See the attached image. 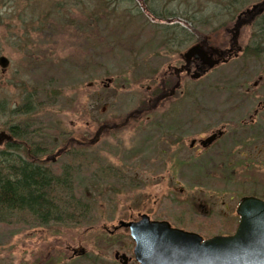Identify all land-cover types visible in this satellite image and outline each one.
I'll return each mask as SVG.
<instances>
[{
    "label": "rangeland",
    "instance_id": "obj_1",
    "mask_svg": "<svg viewBox=\"0 0 264 264\" xmlns=\"http://www.w3.org/2000/svg\"><path fill=\"white\" fill-rule=\"evenodd\" d=\"M229 1L0 0V56L8 60V66L0 68V103L5 107L0 113V131H7V126L16 123V118H8L9 109L23 105L28 98L34 112L27 117L21 114L17 119L21 118V125L30 123L33 127L29 130L35 133L30 140L21 141L25 149L21 154L30 156L29 152L38 144L48 146L51 151L42 152L38 159L49 161L47 163L58 171L62 166L72 165L80 183L86 185L89 174L100 170L104 173L108 166L122 169L126 179L116 185L110 179L107 186L111 185L112 194L107 197L92 192L95 201L92 218L96 219L92 223L41 226L31 218H14L10 224H0V264H99L96 256L113 260L114 251L130 256L133 243L128 232L119 230L110 235L103 228L137 214L167 220L204 239L232 233H227L225 222L232 218L238 222L237 203L243 195L251 194H241L235 187L222 192L219 188L193 184L192 181L202 175L191 170L181 182L175 179L174 166L192 160L187 144L178 157H163L164 161L147 151L156 120L159 118V124L167 126L166 123L177 118L179 113L177 107L170 105L169 114L168 110L160 117L158 111L148 114L152 75L162 73L188 47L186 44L183 48L184 44L178 42L181 25L192 31L196 27L202 36L221 46L228 38L225 30L232 26L238 12L258 0H231L237 2L236 5ZM165 23L170 24L164 27ZM139 32L143 34L135 40ZM242 33V44H248L252 28ZM110 40L114 42L109 43ZM104 41L106 45L122 49L142 43L149 50L145 54L144 49L141 50V59L135 61L134 54L129 62L121 64L118 57L110 59L104 53L101 56L102 49L89 50L90 45L95 49ZM236 71L237 61H234L225 70L224 67L217 69L209 79L197 84L204 88L220 75V86L226 87L225 78L239 80L244 76H236ZM252 74L255 77L251 82L258 73ZM108 79L112 80L108 82ZM263 99L264 96L259 100ZM141 100L142 107H138ZM255 104L253 102V106ZM130 111L127 125L113 129L114 123H118L113 120L120 121L123 117L125 120ZM236 114L234 111L232 117ZM105 120L112 121L107 122L110 123L109 131L106 124L102 125ZM209 129L204 128L203 132ZM225 129L229 130V126ZM84 133L88 135L85 145L89 143L90 146L84 148L68 141L72 137L81 142ZM252 144L247 147L237 144L234 154L215 159L220 160L215 164H220L225 175H231L230 170L235 173L236 183L242 181L250 186L253 181L257 182L255 197L264 200L263 192L258 190L264 187V165L260 166L264 162V143L253 141ZM63 146L71 149L68 153L81 152L79 157L71 160L68 153L54 157L56 150ZM156 147L166 149L167 146L159 142ZM211 160L204 162L212 172L214 162ZM246 160L254 162V168L251 162L242 164ZM163 164L170 174L164 177L149 175ZM246 165L249 168L243 170ZM205 214L208 218L202 222L200 216ZM77 248L84 249L86 254L74 261L77 257L70 251Z\"/></svg>",
    "mask_w": 264,
    "mask_h": 264
},
{
    "label": "flooded vegetation",
    "instance_id": "obj_2",
    "mask_svg": "<svg viewBox=\"0 0 264 264\" xmlns=\"http://www.w3.org/2000/svg\"><path fill=\"white\" fill-rule=\"evenodd\" d=\"M229 3L233 4L234 1L230 0ZM169 24L165 23L164 27ZM180 28H182L179 30L181 38L178 42L184 44L182 45L183 48H185L186 44H188V47L179 53L178 59L168 64L162 73L157 75L152 73L154 80L149 89L150 98L148 99L149 105L147 106L149 115L158 111L160 117V115H163L170 108V105L177 107L179 113L177 118L166 123L167 126L163 123L159 124V118L156 120V126L152 127L151 135L148 139L147 151L149 154H154L156 158L164 161L163 157L172 156L173 159L178 157L183 153V146L187 144L188 151L192 153L190 157L192 160L179 162L173 169V176L181 182L184 180L182 177L188 170L199 175L209 171L208 165L204 162L205 160L212 159L211 161H213L217 158H225V156L234 154L233 149L239 144L240 139L253 135V130L264 117V99L259 100L264 96V0H258L250 7L238 12L232 26L225 30L228 38L222 41L224 45L216 46L210 38L202 36L196 27L193 31L186 28L185 25H181ZM246 28H252L253 33L250 36L249 43L243 45L242 32ZM201 36L204 38H201ZM194 47H198L205 54L206 61H216L217 64L209 68L208 64L205 61L203 62L202 59L195 56L187 57L188 51ZM234 61H237L236 76L237 74L244 75L239 80H236V87L233 86L234 79L229 77L227 78L226 87L220 86L222 82L220 75L218 76L219 79L217 77L214 80L213 84L207 85L204 88L197 84L202 79H209L215 70L222 67L225 70ZM255 72L258 75L251 82L255 77V74L252 73ZM111 80L108 79L107 81L110 82ZM142 101L139 102L138 107H142ZM170 102L175 103L170 104ZM253 102H256L254 106ZM234 111H237V114L232 117ZM169 113L170 111L168 110L167 114ZM130 114L131 111L127 114L129 116L126 115L127 118L125 120L124 117L120 121H117L119 119L113 120V122H118L114 123L113 129H120L122 124L126 126ZM107 122L112 121L105 120L102 125L106 124V129L108 128L107 131H109L110 123ZM227 126H229V130L225 129ZM204 128L210 129L205 133L203 132ZM86 135V133L82 134L81 142L72 137L68 141H71L72 145V142H74L75 145L80 144L86 148L90 146L89 143L85 145V142L88 141L85 139ZM159 142L165 144L167 146L166 149H157L156 146ZM64 148L66 151L61 147L56 150L53 156L57 158L63 153L67 154L71 150L68 149V146ZM80 153L79 151H71L68 154L72 156L71 159H75L79 157ZM164 169L163 164L162 168L159 169L157 167L149 175L164 177L170 174L167 173V169ZM88 183L89 181L87 180ZM147 216L151 221H164L175 229L197 234L180 226H174L167 220L151 219L149 214ZM200 217L203 222L207 220L208 215L205 214ZM138 219L139 214L135 217L130 216L128 220L123 221L136 222ZM95 220L92 218V222ZM121 220H118L116 224ZM114 226L110 228L104 227L103 229L110 235L119 230L125 231V228L114 229ZM215 236L221 235H213L207 239ZM80 250L77 248L70 251L74 257H77L74 261L86 254V251ZM120 254L126 256V264H131L132 262L137 264L134 261L133 254L127 256L126 253H119V251L113 252V260L108 261L99 256H96V260L99 261V264H123L125 260L121 259ZM51 260L52 258H50V262Z\"/></svg>",
    "mask_w": 264,
    "mask_h": 264
},
{
    "label": "trees",
    "instance_id": "obj_3",
    "mask_svg": "<svg viewBox=\"0 0 264 264\" xmlns=\"http://www.w3.org/2000/svg\"><path fill=\"white\" fill-rule=\"evenodd\" d=\"M88 19L90 20V17ZM169 19H173V17H169ZM169 19L165 18L167 22L171 21ZM78 28L83 29L80 26ZM142 34L143 32L137 33L135 40L140 39ZM113 42L114 40L109 41V43ZM141 44H133V46L130 45L126 49H122L116 45L112 47L108 44L106 45V41H104L103 44L97 46L95 49L94 45H90L89 50L102 49L100 51L101 56L104 53L110 59L118 57V62L122 64L123 62H129L134 54H136V57L133 58L134 60L142 58L141 50L144 49L143 53L145 54L149 48L143 47ZM107 46L108 48H105ZM116 49L117 51H115ZM124 49L125 51L122 52ZM93 70L95 71V68ZM104 70L107 71L106 68ZM223 82L224 86H226L227 79L225 78ZM233 83V86L236 87V80ZM4 108V103L1 102L0 113L5 111ZM31 112H34V110L28 98L25 99L23 105H17L8 111V118L11 120L16 118L14 119L16 123L7 126V132L11 135V138L0 147V224H10L14 218H23V220L31 218L32 222L41 226L49 224L75 226L92 223L91 220L95 211V201L92 192L95 191L101 197L102 195L106 197L111 195L112 191L110 192L109 189L111 185L107 186V183H110V179L113 185L123 183L126 180L124 171L122 169L119 171L116 167L108 166L104 173L100 170L99 172L89 174L87 176L89 183L86 185L84 182L80 183L77 171L74 172L72 165L71 167L70 165L62 166L58 171L54 170L47 163L49 161L38 159V156L40 157L49 150L48 146H39L38 144L36 148L29 152L31 155L25 157L21 154L22 150H25L24 147L22 148L21 141L30 140L35 131L29 130L33 126L30 123L28 124V122H24L21 125V118L17 119V117H21V114L22 116H26L27 114H31ZM253 131V135L240 139V146H253V141H262L264 143V117ZM36 135L38 134L36 133ZM219 161L213 160L214 166L212 172L209 170L203 173L201 177L193 180L192 183L196 185L200 184L202 187L205 186L210 189L219 188L227 192L238 188L241 190V194L256 196L257 192L255 190L257 189L255 188L257 187V182L253 181V184L250 186H245L242 181L236 183L235 173L232 174L231 170V175L222 173L220 164H215ZM249 162L251 161H242V164ZM253 163L251 162V168H254L255 163ZM262 165H264V162L260 163V166ZM248 168L249 165H246L242 169ZM258 190H261L264 194V187ZM262 196L264 197V195ZM225 224L226 228L229 227L228 232H232L237 225L233 219L226 221Z\"/></svg>",
    "mask_w": 264,
    "mask_h": 264
},
{
    "label": "water",
    "instance_id": "obj_4",
    "mask_svg": "<svg viewBox=\"0 0 264 264\" xmlns=\"http://www.w3.org/2000/svg\"><path fill=\"white\" fill-rule=\"evenodd\" d=\"M186 56L202 59L209 68L217 64L206 61L198 47L191 48ZM7 66V58L0 56V68ZM10 138L8 132L0 131V147ZM236 213L239 222L232 235L207 240L195 233L171 228L167 222L150 221L146 214L140 215L136 222L119 221L114 229L129 230L138 264H264V200L243 197ZM121 259L125 260L126 256L121 255Z\"/></svg>",
    "mask_w": 264,
    "mask_h": 264
},
{
    "label": "bare ground",
    "instance_id": "obj_5",
    "mask_svg": "<svg viewBox=\"0 0 264 264\" xmlns=\"http://www.w3.org/2000/svg\"><path fill=\"white\" fill-rule=\"evenodd\" d=\"M212 189H213V188H212ZM214 189H215V188H214ZM221 190H222V189H221ZM222 192H227V191H225V190L223 191V190H222ZM228 192H229V191H228ZM228 228H229V227H227V228L225 227V229H226L227 231H228Z\"/></svg>",
    "mask_w": 264,
    "mask_h": 264
}]
</instances>
